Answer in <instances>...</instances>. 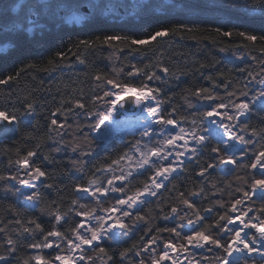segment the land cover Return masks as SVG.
Wrapping results in <instances>:
<instances>
[{
	"label": "trees",
	"instance_id": "obj_1",
	"mask_svg": "<svg viewBox=\"0 0 264 264\" xmlns=\"http://www.w3.org/2000/svg\"><path fill=\"white\" fill-rule=\"evenodd\" d=\"M11 2L12 0H0V9L8 8L9 13L14 16L17 12L11 7ZM79 2L81 0H38L42 5H52L44 11L54 23L51 26L41 25L43 31L33 28L31 32H27V39L21 37L20 44L15 50L11 46L13 38L5 37L0 40V78L20 73L18 79L10 81L7 85H0V110L15 112L20 119L18 132L11 138L0 140V174H11L18 158L23 157L29 150H36L37 155L32 158V162L48 173L45 183L51 185L44 187L39 183L37 190L40 198L32 200L30 204L23 202L21 195L5 190L6 183L17 188L14 182L0 181V228L5 229L4 232H0V245H3L0 247V255L8 257L6 261H0V264L30 262V257L35 255L36 251L28 245L42 242L43 236L34 225L28 224V221L34 219L42 225L45 232L51 230L55 221L49 214V209L58 207L62 214L66 212L72 200L78 198L75 185L86 184L88 177L93 173L101 176L96 169L127 151L138 135H126L123 140H112L107 144L92 137V126L98 118L96 113L106 110V107L99 102H92L93 96H102L107 86L94 79L96 74L110 79L116 77L118 70L123 69L120 78L130 80L127 73L131 71L132 64L143 66L159 61L169 69V73L165 76L158 68L153 69L162 77V81L150 83L162 89L159 99L164 101L163 112L167 116L174 108L175 118L179 120L181 117H186L188 122L183 124L191 127L189 122L192 119H199L197 114L205 111L206 105L210 103L196 98L194 95L196 89L209 88L226 100L227 92L238 91L246 79H250L249 71H259L251 57L260 56L264 41L258 39L253 44L238 35L239 31H247L258 37L264 36V20L259 18L258 11L217 7L189 11L184 8L185 4L212 3V0H174L177 7L169 15L164 26L172 28L183 24L186 26L185 29L159 43L133 51L124 42L114 41L112 42L114 47L104 43V37L113 34L143 38L145 28H131L125 23L126 20H133V17L109 16L103 26H96L94 13L90 7L78 9L72 7ZM84 2L90 5L96 0H84ZM105 2L118 5L124 0H105ZM128 2L143 3L146 0H128ZM152 2L169 3L173 0H152ZM75 16L81 17L79 22L74 19ZM133 22L138 23V21ZM216 29H220L221 33L231 31L233 35L225 37L218 34ZM81 40L92 43V47L79 49V55L84 63H80L73 55L77 52L76 45ZM5 45H9L7 50H4ZM69 49H72V52H69ZM57 52L66 53V59L58 60ZM49 59L56 63L50 65ZM29 64L33 66L26 67ZM132 82L139 85L141 78H136ZM258 86V83L251 85L252 88ZM25 97L29 102L34 103V113L30 116H20L24 111ZM76 99H81L87 108H75L67 103ZM61 101H64L63 105ZM189 103L192 107H189ZM70 107L71 112H65L64 115L57 114L55 117L59 123L66 126L58 132L50 131L52 113L57 108L64 111ZM241 121L248 123L250 129L256 128L259 131L264 128V110L254 108L247 116L241 117ZM239 134L249 137L248 132ZM252 139L255 143L250 146L247 157L240 160L242 164L249 163L252 151L264 144V138L260 136ZM89 141H91L90 148ZM211 143L215 146L214 140ZM77 144L80 148L74 152L73 146ZM202 152L198 159L186 162L182 171L174 173L168 181H165L166 187L160 189L157 196L145 199V202L139 206V212L146 217V220L139 221L134 228L120 236L118 242L103 241L102 246L107 249V255L96 259L95 264H139L141 259L146 264L150 260L149 253L144 255L141 250L140 237L145 236L149 229L151 234H156L157 227L171 228L181 224L187 231L189 228L187 219L182 220L169 215L172 207L180 210V216L185 212H192L183 205L180 193L194 202L209 224L226 211L231 199L230 194L239 195L235 191L241 183L237 180V176L243 175L245 170L232 167L227 173H222L218 167L209 169L204 176H200L198 175L200 168L213 162L210 148L202 149ZM9 161H12L11 165ZM72 161L79 163L73 165ZM81 167L83 170H78ZM150 174L151 171L134 175L128 191L142 187ZM192 193L198 194L191 195ZM218 201L223 202L225 207L221 208ZM106 202L102 206H106ZM81 203L94 206V202L89 199H81ZM207 208H212L213 211L206 212ZM190 218L195 220L194 215ZM17 219L22 222L23 227L14 223ZM66 219L67 222L62 221L59 228L60 231L68 232L70 235L68 230L74 227V222L79 221L80 217L73 212L69 213ZM24 227H28L31 234L25 232ZM191 227L199 229L201 225L194 224ZM6 234L13 239L16 249L11 255L5 251L8 247L5 243ZM158 235H162L165 239L170 237L167 232ZM162 246L160 244L157 250ZM125 249L130 251L121 257ZM137 251H140L141 255L137 256ZM48 253L44 250L43 254ZM97 255L101 256L98 252ZM202 255L210 257L213 253L203 251Z\"/></svg>",
	"mask_w": 264,
	"mask_h": 264
},
{
	"label": "snow or ice",
	"instance_id": "obj_2",
	"mask_svg": "<svg viewBox=\"0 0 264 264\" xmlns=\"http://www.w3.org/2000/svg\"><path fill=\"white\" fill-rule=\"evenodd\" d=\"M90 7L94 13V23L96 26H103L107 17H133V20H126L131 28L142 27L146 29L143 38H136L134 35H106L104 43L114 47L112 42H124L131 50L144 48L161 42L169 36L179 34L185 29V25L178 24L175 27H165L169 15L177 7L174 0L169 3H153L152 0L146 2L129 3L124 0L123 3L113 5L106 3L105 0H96L90 5L84 0L76 3L72 7ZM11 7L17 12V15H11L8 8L0 9V40L5 37L13 38L12 48L15 50L20 44V38L27 39V32L33 28L43 31L41 25L51 26L54 21L45 13L44 9L51 8L52 5H42L38 0H12ZM209 7H217L229 10L244 9L245 11H258L260 19L264 20V0H212V3L194 2L185 4L186 10H205ZM157 12L164 13L157 15ZM74 19L79 22L81 17L75 16ZM133 21H138L135 23ZM156 30H153V29ZM191 31V29H188ZM218 34L225 37H231L233 32H220ZM238 35L245 41H251L253 44L259 39L264 41V36L258 37L249 34L247 31H239ZM247 47V45H243ZM9 45L4 46L7 50ZM92 47L90 41L81 40L76 45L77 52L73 53L80 63H84L79 55V49ZM72 52V49L68 50ZM224 51V49H221ZM58 60H65L67 54L57 52ZM239 58V57H238ZM255 66L259 71L248 72L242 88L238 91L226 93L227 99L221 98L209 88H198L194 95L199 100L208 101L205 111L198 113L199 119H192L189 123L191 127H184L183 123L188 122L186 117L179 120L175 118V109L165 116L162 108L164 101L159 99L162 92L160 87L152 86V81H162V77L153 69L158 68L160 72L168 75L169 69L157 61L155 64H146L143 66L131 65V71L127 73L130 80L120 78L123 69L117 71L114 78H106L101 74H96L94 79L109 85L110 88L103 91V95H94L92 102H99L106 107V111L97 112L96 123L92 126L94 130H99L105 122H114V114L119 110L122 114L125 109V103L130 102L139 110L137 122L140 123V140H136L127 151L122 153L110 163H106L95 173L88 177L87 183H77L75 193L77 199H73L71 206L63 214L59 208L49 209V214L54 217V223L51 230L45 232L42 225L34 219H30L28 224L34 225L43 236L40 243H31L29 248L35 249L36 254L30 257L31 264H94L95 259H100L107 255V249L102 246L103 241H119L120 236L126 234L131 228H134L139 221L146 220V217L139 212V205L145 202L146 196L155 197L159 190L166 187L165 181H168L174 173L182 171L186 162L198 159L203 154L202 149L210 148L212 161L205 167H201L198 175L204 176L209 169L218 168L219 165H232L233 168L244 169L243 175L237 176L241 183L235 189L238 196H231L229 206L218 219L211 224L206 222V217L201 215L193 201L184 197L180 193V199L183 205L191 209L192 212H185L180 216V210L172 207L169 215L180 219H187L189 228L187 231L184 226L177 224L174 227L155 229L156 234H151V229L145 236L140 237V248L149 253L150 264H256L252 259L253 254L259 256L264 261V144L259 145L252 151L249 163H240L241 159L247 157L250 146L255 143L252 137L260 136L264 138V128L257 131L251 128L248 123L241 121V117L247 116L254 108L264 110V47L260 49V56H252ZM50 65L56 63L49 59ZM32 64L26 67H32ZM204 67V65H201ZM243 71V70H242ZM20 73L7 75L0 78V85H7L10 81L19 78ZM259 77V79H257ZM136 78H141L139 85L135 84ZM215 83V82H213ZM253 83H258L259 88H252ZM251 93V94H250ZM64 101H61L63 105ZM67 103L75 108L86 109L87 105L81 100H69ZM189 107L192 104L189 103ZM24 111L20 116H30L34 113V103L29 102L25 97L23 105ZM72 108L61 111L57 108L52 113L49 130L58 132L66 125L59 123L55 118L57 114L64 115L65 112H71ZM145 113L147 115H145ZM66 118V117H65ZM143 122V123H141ZM207 122V126H205ZM20 119L15 112L0 110V136H9L19 130ZM240 132H248L249 137L240 135ZM203 133H208L205 135ZM154 135L160 136V139L152 140ZM147 137L148 142H143ZM98 139H102L99 138ZM215 141L212 146L211 141ZM182 142V143H181ZM91 147V141L88 142ZM39 148V145H37ZM80 145H74L75 152ZM239 153V157H237ZM19 155V152L17 153ZM37 155L36 150H29L23 157L15 161L17 171L11 174H0V181H15L19 185L31 192L24 194L20 188L6 183L4 188L7 192L23 195L28 201L39 200L40 193L37 190V183L44 187H51L46 184L48 173L40 166L34 165L32 158ZM47 159V157H45ZM77 165L78 161H72ZM12 164V161H9ZM78 170L82 171V167ZM151 171L148 180L144 182L143 187L136 188L134 191H128L131 178L134 175H142L144 172ZM43 178V179H42ZM215 188V185H213ZM201 191H203L201 189ZM82 194V195H81ZM119 194V195H114ZM192 193L191 195H197ZM100 205L99 209L92 207L89 203H81V199H88ZM114 201L109 207H102L105 200ZM221 208L225 205L218 201ZM257 203L259 206H257ZM43 210V209H42ZM211 213L212 208L205 209ZM75 213L77 217H82L74 222L68 232L60 231L61 222H67L69 213ZM194 215L195 220L190 216ZM168 217L166 216L165 219ZM11 223V222H10ZM15 224L21 225L22 222L17 219ZM201 225L199 229L192 228V225ZM5 229L0 228V232ZM25 232L31 234L28 227H24ZM170 234L165 239L160 233ZM147 237V238H146ZM5 243L8 247L5 251L11 255L16 249L14 241L6 234ZM162 244L163 247L157 250ZM3 245H0L2 247ZM45 249H52V252L43 254ZM87 249L101 254L99 257L87 255ZM193 249H199L212 256H201L195 258ZM130 249H125L121 253L124 257ZM136 255H141L140 251ZM7 256L0 255V261H6ZM109 259H111L109 257ZM26 261L25 264H30ZM139 264H145L141 259Z\"/></svg>",
	"mask_w": 264,
	"mask_h": 264
},
{
	"label": "rangeland",
	"instance_id": "obj_3",
	"mask_svg": "<svg viewBox=\"0 0 264 264\" xmlns=\"http://www.w3.org/2000/svg\"><path fill=\"white\" fill-rule=\"evenodd\" d=\"M260 87V85L257 87V88H259ZM108 88H110V86L109 85H107L106 86V88H105V90H107ZM106 111V110H105ZM96 123V122H95ZM94 123V124H95ZM93 124V125H94ZM183 126L184 127H190V126H186V125H184L183 124ZM205 126H207V122H205ZM138 130L137 131H135V132H130V133H128L127 135H130V134H134V135H136V134H138L136 137H135V139H133L134 141L132 142V144L133 143H135L136 142V140H140L141 139V137H140V135H139V132L142 130L141 129V127L138 125ZM203 134H205V135H208V133H203ZM91 135H92V137H94L95 139H97V140H100V141H102V143L103 144H107V143H109V142H111L112 140H114V139H109L108 141H103V139H98V137H96L97 135L95 134V130H94V128L91 130ZM161 137L160 136H157V135H154L153 137H152V140L153 141H155V140H157V139H160ZM123 139H125V138H122V140ZM105 140V139H104ZM143 142H145V143H147L148 142V138L147 137H145V138H143ZM182 143V142H181ZM131 144V145H132ZM131 147V146H130ZM130 149V148H129ZM222 169H223V167H222ZM17 171V166L16 165H14V167H13V170H12V173H15ZM151 175V174H150ZM12 182H14L16 185H17V188H20V190H21V192L22 193H24V194H27V193H29V192H31L32 191V189H27V188H24L23 186H21V185H19L18 183H16L15 181H12ZM39 183H37V185H38ZM143 187V186H142ZM82 195V194H81ZM114 195H119V194H114ZM149 197H151V196H146L144 199H147V198H149ZM89 200H91L90 198H88ZM21 200L22 201H27L28 202V200H26V199H24V196L23 195H21ZM105 201H107L106 202V206H102V207H105V208H107V207H109L110 206V204L111 203H113L114 201H112L111 199H108V200H105ZM104 201V202H105ZM31 204V203H30ZM94 206V208H97V209H99L101 206L100 205H96L95 204V202H94V204H93ZM140 206V205H139ZM138 206V207H139ZM170 217H172L171 215H170ZM80 219H82V217H80ZM163 247V246H162ZM34 251H36L35 249H33ZM46 251H48V252H52V254L54 255L55 253L53 252V250L52 249H45ZM194 253H195V258L196 259H200V257L201 256H203L202 255V250H199V249H193L192 250ZM143 253H144V255L145 254H147L148 252H145V251H143ZM87 255H90V256H93L94 258L95 257H98V255H97V252H94L92 249H87ZM252 259H254L255 261H256V264H264V261H261L260 260V258H259V256H257L256 254H253V257H252ZM96 260V259H95ZM96 263V261H94V264ZM146 264H150V260L148 261V263H146ZM166 264H168V262H166ZM201 264H203V261H201Z\"/></svg>",
	"mask_w": 264,
	"mask_h": 264
},
{
	"label": "bare ground",
	"instance_id": "obj_4",
	"mask_svg": "<svg viewBox=\"0 0 264 264\" xmlns=\"http://www.w3.org/2000/svg\"><path fill=\"white\" fill-rule=\"evenodd\" d=\"M137 114H139V111L137 112ZM137 114L136 115H125V114L123 115V114L116 113L114 114V122L109 123L106 121L105 124L102 125L99 130H95V134L99 136L100 138H102L104 141V139L111 137L113 134H115V132L122 131L126 125L135 123L140 126V123L137 122ZM145 115L147 114L145 113ZM126 135L127 134H125L123 138H125ZM222 167L223 169H227V172H228L230 171V169H232L233 166L232 165H219L220 172H222ZM23 202L32 204V201H28V202L23 201Z\"/></svg>",
	"mask_w": 264,
	"mask_h": 264
},
{
	"label": "water",
	"instance_id": "obj_5",
	"mask_svg": "<svg viewBox=\"0 0 264 264\" xmlns=\"http://www.w3.org/2000/svg\"><path fill=\"white\" fill-rule=\"evenodd\" d=\"M82 9H84V8H82ZM138 111L139 110L136 109L133 104H131L130 102H126L125 103V109L123 111V115L124 114L125 115H136ZM117 113L122 114L119 110L117 111ZM138 128H139L138 125L135 123L130 124V125H126L122 131L115 132V134H113L111 137L105 139L104 141H108L109 139H114V140L120 141V140H122V138L124 137L125 134H128L130 132H135L138 130ZM12 136H14V134H11L9 136H0V140L4 139V138H11ZM96 137H98V136H96ZM222 173H227V169H222Z\"/></svg>",
	"mask_w": 264,
	"mask_h": 264
}]
</instances>
